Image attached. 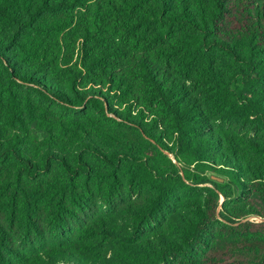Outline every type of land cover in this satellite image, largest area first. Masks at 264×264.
I'll return each instance as SVG.
<instances>
[{
  "label": "trees",
  "instance_id": "obj_1",
  "mask_svg": "<svg viewBox=\"0 0 264 264\" xmlns=\"http://www.w3.org/2000/svg\"><path fill=\"white\" fill-rule=\"evenodd\" d=\"M0 264H264V0H0Z\"/></svg>",
  "mask_w": 264,
  "mask_h": 264
},
{
  "label": "rangeland",
  "instance_id": "obj_2",
  "mask_svg": "<svg viewBox=\"0 0 264 264\" xmlns=\"http://www.w3.org/2000/svg\"><path fill=\"white\" fill-rule=\"evenodd\" d=\"M233 130L234 131H237V134H239L240 136H243V137H251V136H253V135H251V136H249L248 134H244V130L245 129H243V128H238V129H235V128H233ZM251 221H256V222H261V219H259V218H257V217H252L251 218Z\"/></svg>",
  "mask_w": 264,
  "mask_h": 264
},
{
  "label": "water",
  "instance_id": "obj_3",
  "mask_svg": "<svg viewBox=\"0 0 264 264\" xmlns=\"http://www.w3.org/2000/svg\"><path fill=\"white\" fill-rule=\"evenodd\" d=\"M213 179H214V180H218V181H223V179L218 178V177H215V176L213 177Z\"/></svg>",
  "mask_w": 264,
  "mask_h": 264
}]
</instances>
